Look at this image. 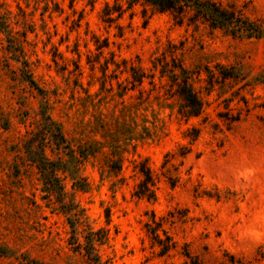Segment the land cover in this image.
Here are the masks:
<instances>
[{
    "label": "rangeland",
    "instance_id": "rangeland-1",
    "mask_svg": "<svg viewBox=\"0 0 264 264\" xmlns=\"http://www.w3.org/2000/svg\"><path fill=\"white\" fill-rule=\"evenodd\" d=\"M210 1L264 29V0ZM0 15L18 42L10 49L0 33V264H86L28 162L38 130H51L44 113L73 149L93 144L98 151L81 167L87 191L63 183L86 226L105 232L102 261L183 264V251L200 264L223 262L224 254L256 258L264 249L261 39L231 37L191 20L190 11L178 17L144 0H0ZM14 59L27 62L38 90ZM156 59L169 67L177 59L198 73L199 117L181 120L177 102L164 101L169 87L152 69ZM131 67L153 74V84L130 90ZM110 144L122 160L117 176ZM57 153L46 150L50 158ZM141 160L156 177L153 201L132 195L133 162ZM84 230H76L79 243ZM165 237L174 248L159 257L156 241Z\"/></svg>",
    "mask_w": 264,
    "mask_h": 264
},
{
    "label": "trees",
    "instance_id": "trees-1",
    "mask_svg": "<svg viewBox=\"0 0 264 264\" xmlns=\"http://www.w3.org/2000/svg\"><path fill=\"white\" fill-rule=\"evenodd\" d=\"M146 4L150 5L158 12H171L178 17L185 16L187 12H192L191 20H201L207 23L212 29H219L229 34L231 37L245 38V39H261L264 42V29L255 22L244 17L240 12L236 11L232 6L223 7L220 4L210 0H144ZM1 16V15H0ZM8 19H0V33L4 35L8 44L17 46L18 42L15 34L9 28ZM181 21V20H180ZM179 21V22H180ZM12 56H15V50L9 51ZM20 52V51H18ZM21 65L22 77L26 83L31 87L36 88L27 71V62L18 61ZM152 69L158 71L159 80L166 79L169 90L163 94L164 101L177 102L176 116L184 121L197 118L202 113V103L193 88V84L198 78V73H192L177 59H172L171 66L162 64L161 59H156L152 63ZM131 83L134 90L142 86L145 80H149V84H153L154 75H146L140 67L129 68ZM40 92V91H39ZM172 109V108H171ZM170 109V110H171ZM173 110V109H172ZM45 123L51 128L48 131L46 126H42L37 134L40 139L36 147L31 146L26 151L28 162L32 164L39 175V181L43 186L42 190L48 197H53L59 204L61 213L66 217V220L71 228V242L75 252H80L85 259L86 264H108L102 261L97 247L106 243V234L102 230L92 231L86 226V220L82 215V211L73 204L69 199L67 200V192L63 181L68 179L70 181L71 189L85 192L88 190V183L81 177V167L84 162L91 158H95L97 150L93 144H83L73 149L63 136L60 126L53 123L46 113H44ZM198 136V132L194 131L190 142H194ZM52 138V139H51ZM53 144L54 148L48 146ZM110 150L114 152V166L111 167V174L118 175L121 169V157L116 155L119 148H115L110 144ZM51 148L58 153L54 158H50L46 154V150ZM35 152V153H32ZM61 154V155H60ZM184 156V153L183 155ZM133 170L139 177V181L135 186L132 195L136 198H142L147 201L155 199V185L156 177L147 165L146 160L134 161ZM170 180V179H168ZM170 186L173 183L170 181ZM108 218V215H106ZM85 226V235L82 237L83 242L79 243L76 236L78 227ZM156 229L151 230L154 234ZM157 240V236H154ZM158 248H160L159 257H166L170 250L174 248V243L169 237H165L162 241H156ZM182 257L185 259L183 264H200L196 258H192L186 251H183ZM164 264H173L167 263ZM218 264H264V249H260L256 258L253 261H245L233 255L224 254V261Z\"/></svg>",
    "mask_w": 264,
    "mask_h": 264
}]
</instances>
